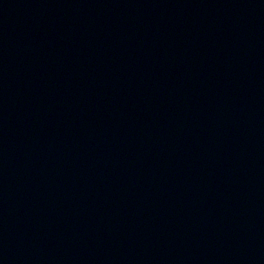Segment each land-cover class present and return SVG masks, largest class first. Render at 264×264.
<instances>
[{
    "label": "water",
    "instance_id": "1",
    "mask_svg": "<svg viewBox=\"0 0 264 264\" xmlns=\"http://www.w3.org/2000/svg\"><path fill=\"white\" fill-rule=\"evenodd\" d=\"M0 264H264V0H0Z\"/></svg>",
    "mask_w": 264,
    "mask_h": 264
}]
</instances>
